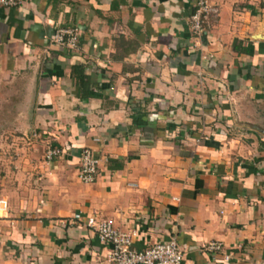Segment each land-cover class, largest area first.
Returning a JSON list of instances; mask_svg holds the SVG:
<instances>
[{"label":"crops","instance_id":"obj_1","mask_svg":"<svg viewBox=\"0 0 264 264\" xmlns=\"http://www.w3.org/2000/svg\"><path fill=\"white\" fill-rule=\"evenodd\" d=\"M216 3L202 43L190 0L0 7V264H111L89 217L138 251L176 239L184 264H264V0ZM62 28L79 51L52 44Z\"/></svg>","mask_w":264,"mask_h":264},{"label":"built area","instance_id":"obj_2","mask_svg":"<svg viewBox=\"0 0 264 264\" xmlns=\"http://www.w3.org/2000/svg\"><path fill=\"white\" fill-rule=\"evenodd\" d=\"M192 13L190 16V27L193 38L202 43L210 27V21L220 15L219 5L216 0H190ZM24 0H0V7L5 9L20 8ZM81 32L78 28H62L56 31L52 37V44L60 47L64 52H77L80 50ZM65 154L63 149L49 146L46 151V162L52 163L55 159ZM101 160L93 150L84 149L80 158L78 177L84 184L95 182ZM9 211V202L0 199V213ZM72 223L77 224L85 219L81 214L73 217ZM86 226L98 237L100 243L109 249L108 260L111 264H184L185 251L176 239L166 243H158L145 251L135 248V240L138 232L135 230L123 232L107 221H100L95 217H89L85 221ZM222 243H209L205 251L210 254L223 253ZM231 255L226 256V261Z\"/></svg>","mask_w":264,"mask_h":264},{"label":"trees","instance_id":"obj_3","mask_svg":"<svg viewBox=\"0 0 264 264\" xmlns=\"http://www.w3.org/2000/svg\"><path fill=\"white\" fill-rule=\"evenodd\" d=\"M82 73H83V71H82V69L80 67H75V69H74L75 76H77L78 78H81L82 77Z\"/></svg>","mask_w":264,"mask_h":264}]
</instances>
